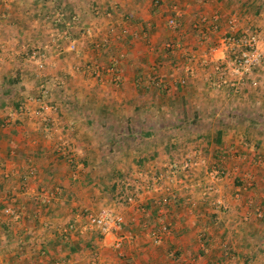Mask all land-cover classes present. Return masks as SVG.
Instances as JSON below:
<instances>
[{"label": "crops", "instance_id": "obj_1", "mask_svg": "<svg viewBox=\"0 0 264 264\" xmlns=\"http://www.w3.org/2000/svg\"><path fill=\"white\" fill-rule=\"evenodd\" d=\"M57 9L74 51L51 37ZM252 28L264 39V0H0V264H264V67L255 86L222 70V36ZM120 171L134 204L111 189ZM107 207L120 247L87 220Z\"/></svg>", "mask_w": 264, "mask_h": 264}, {"label": "built area", "instance_id": "obj_2", "mask_svg": "<svg viewBox=\"0 0 264 264\" xmlns=\"http://www.w3.org/2000/svg\"><path fill=\"white\" fill-rule=\"evenodd\" d=\"M64 12L57 9L55 12L54 19L56 22L65 24L60 29H55L51 33L53 40L66 39L65 48L69 51H74L76 49V43L73 38H68L67 29L69 23L62 20ZM230 23L232 20L229 21ZM167 23L170 26H174V19L169 17ZM264 39L257 28L246 29L240 35L224 34L221 38L222 47L227 50V56L224 59V66L222 70H226L232 76L236 77L238 80L248 79L249 84L254 86L257 85L258 80L255 78L254 68L257 66L264 67ZM49 44L47 42L38 43L27 48V57L29 60L41 68L44 64L46 58V49ZM113 63L108 65L96 64L92 66L88 71H90L94 76H99L101 72L112 71ZM214 85L219 87L224 82H227L225 77L219 73L214 79ZM229 83V82H227ZM234 85V83H229ZM233 91H236L234 88ZM46 107V106H44ZM35 113L40 112L39 108H36ZM158 178V177H155ZM204 192V191H203ZM168 200V196L165 194L161 196L157 203L159 204V210L164 203ZM123 201L128 204H134L137 201L135 194L129 193L123 197ZM210 205L214 209H220L223 207V203L219 198H213L210 200ZM4 211L9 212V208H5ZM264 212L257 211L256 215L258 217L263 216ZM87 220L90 224H93L101 233H115L116 237L114 239L113 245L115 247H120L122 240L124 239L123 234L120 233L122 225V216L116 210L112 208H103L97 213H87ZM169 232L168 223L161 221L156 228H151L149 230L150 237L153 241H158L164 234Z\"/></svg>", "mask_w": 264, "mask_h": 264}, {"label": "rangeland", "instance_id": "obj_3", "mask_svg": "<svg viewBox=\"0 0 264 264\" xmlns=\"http://www.w3.org/2000/svg\"><path fill=\"white\" fill-rule=\"evenodd\" d=\"M250 86H252V85H250ZM255 86V85H254ZM196 164H186V165H183L182 167H175L176 168V172H174V173H177V171H186V173H187V170H193V167L195 166ZM211 167V171L213 172H216L215 171V169H216V166H210ZM222 168V167H221ZM207 169V168H206ZM208 171H210V169H208ZM207 171V172H208ZM130 177V175H128L127 176V178H129ZM161 178H154V182L156 181L157 183H159V185H160V180ZM213 180H209V181H201V180H194V183H199V187H200V191H204L205 193L206 192H210L211 190H213V191H215L214 190V188H216V186H217V184L216 183H218L217 182V180L216 179H214V178H212ZM129 180V179H128ZM185 180V179H184ZM127 182H129V181H127ZM201 182H204V183H201ZM161 183H163V182H161ZM172 183H174V182H172ZM144 184H147V182H144L143 184H141V185H144ZM258 184V182H255V181H245L244 182V186H245V189L244 190H248L249 188L251 189L252 188V186H255V185H257ZM143 187V186H142ZM139 188H141V187H139ZM141 189H147V188H145V187H143V188H141ZM139 193V192H138ZM214 198H219L220 200H221V198L219 197V195H216V196H214ZM222 201V200H221ZM254 210H255V214H256V212L257 211H261V212H264V208H258V206H255V208H254ZM256 217L257 218H263L264 217V214H263V216H261V217H258L257 215H256Z\"/></svg>", "mask_w": 264, "mask_h": 264}, {"label": "trees", "instance_id": "obj_4", "mask_svg": "<svg viewBox=\"0 0 264 264\" xmlns=\"http://www.w3.org/2000/svg\"><path fill=\"white\" fill-rule=\"evenodd\" d=\"M139 134H133L132 135V137L134 138V139H137V140H139V136H143V135H145V134H140L139 136H138ZM218 134H216V136H215V139H218ZM142 159L141 160H139L138 161V164H137V166H138V168H136V174H137V172L138 171H141V169H143V167H142ZM218 169H220L221 170V166H219V165H215ZM141 167V168H140ZM172 167H175V166H172ZM178 168V167H177ZM216 168V169H217ZM113 171V170H112ZM118 171V170H117ZM129 171H131V169L130 168H127L126 169V173H128ZM218 170H216V172H217ZM215 172V173H216ZM125 173V174H126ZM113 174H115L114 176L116 177V178H122L123 179V182H119V180H117L116 178V180L113 182V184H115V183H118V188H116V186L115 185H112V190H114V194L116 195V199H119V200H122L123 201V197H125L127 194H129V193H132V194H134V192L136 191V189H134L135 187H134V185H131V183H128L127 181H126V179H124V171H120V174H118V173H113ZM136 176V178L139 176L138 174L137 175H135ZM127 178V177H126ZM138 179V178H137ZM142 183V180H140V179H138V182L137 183ZM238 183V182H237ZM167 203V202H166ZM166 203H164V204H166ZM163 204V205H164ZM158 205V204H157Z\"/></svg>", "mask_w": 264, "mask_h": 264}]
</instances>
